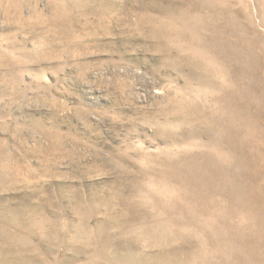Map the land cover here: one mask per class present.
Here are the masks:
<instances>
[{
	"label": "rangeland",
	"instance_id": "1",
	"mask_svg": "<svg viewBox=\"0 0 264 264\" xmlns=\"http://www.w3.org/2000/svg\"><path fill=\"white\" fill-rule=\"evenodd\" d=\"M0 264H264V0H0Z\"/></svg>",
	"mask_w": 264,
	"mask_h": 264
},
{
	"label": "bare ground",
	"instance_id": "2",
	"mask_svg": "<svg viewBox=\"0 0 264 264\" xmlns=\"http://www.w3.org/2000/svg\"><path fill=\"white\" fill-rule=\"evenodd\" d=\"M226 55H227V54H226ZM220 93H221V92H220ZM235 99H236V98H235ZM238 108H241V107L238 106Z\"/></svg>",
	"mask_w": 264,
	"mask_h": 264
}]
</instances>
